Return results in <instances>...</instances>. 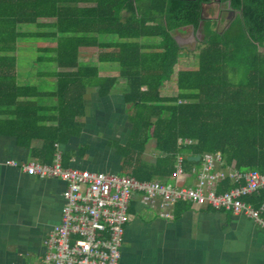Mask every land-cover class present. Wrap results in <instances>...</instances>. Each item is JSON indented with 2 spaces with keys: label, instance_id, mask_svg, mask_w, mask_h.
Masks as SVG:
<instances>
[{
  "label": "trees",
  "instance_id": "16d2710c",
  "mask_svg": "<svg viewBox=\"0 0 264 264\" xmlns=\"http://www.w3.org/2000/svg\"><path fill=\"white\" fill-rule=\"evenodd\" d=\"M233 3L242 13L221 31L207 26L190 59L173 33L198 25L193 1L0 0V135L27 147L42 140L36 157L50 163L56 146L83 129L87 88L108 97L124 79L131 123L126 144L118 147L124 165L140 158L151 139L157 152L155 162L139 160L126 174L164 181L179 155L191 172L202 159L188 157L206 152L222 154V169L264 174V0ZM26 38L51 42L37 48L33 61L50 66L34 71L46 77L40 85L18 78L19 40ZM83 49H92L97 60L83 62ZM182 61L187 64L179 66ZM98 64L116 73L103 74ZM243 183L227 175L218 191ZM246 200L259 208L264 187Z\"/></svg>",
  "mask_w": 264,
  "mask_h": 264
},
{
  "label": "crops",
  "instance_id": "0c3cea01",
  "mask_svg": "<svg viewBox=\"0 0 264 264\" xmlns=\"http://www.w3.org/2000/svg\"><path fill=\"white\" fill-rule=\"evenodd\" d=\"M102 73L116 71L107 68ZM125 88L124 79L108 97H101L97 87L87 88L81 133L56 146L64 166L122 175L139 160L155 162L154 139L129 165L118 151L131 128L129 107L123 104ZM42 145V140L33 139L27 147L14 136L0 135V264H41L50 231L61 222L66 181L7 163L41 161L35 150ZM221 171L223 178L233 170ZM195 178L185 170L179 181L191 185ZM160 211L161 206L153 207L140 195L132 197L120 264H264V225L251 216L189 201L174 206L173 218L162 217Z\"/></svg>",
  "mask_w": 264,
  "mask_h": 264
},
{
  "label": "built area",
  "instance_id": "2783aa9c",
  "mask_svg": "<svg viewBox=\"0 0 264 264\" xmlns=\"http://www.w3.org/2000/svg\"><path fill=\"white\" fill-rule=\"evenodd\" d=\"M201 159V166L191 169L196 176L191 185L179 181L185 174L181 155L177 157V169L171 182L64 167L60 151L55 153L51 163L38 160L23 163L8 160L7 163L18 165L30 174L66 181L61 222L50 231L41 264H120L125 225L130 221L128 207L136 194L153 207L161 206L160 215L166 219L173 218L177 203L189 201L193 206L210 205L244 213L264 225V203L257 208L246 200L264 187V174L258 170L245 173L233 170L230 175L237 180L243 178L245 183L219 192L218 184L223 176L222 154L206 152Z\"/></svg>",
  "mask_w": 264,
  "mask_h": 264
},
{
  "label": "flooded vegetation",
  "instance_id": "af4514ba",
  "mask_svg": "<svg viewBox=\"0 0 264 264\" xmlns=\"http://www.w3.org/2000/svg\"><path fill=\"white\" fill-rule=\"evenodd\" d=\"M198 5L200 16L198 25L181 26L174 31V37L180 46L187 50L196 48L205 39L207 26L221 31L241 14V9L233 3L235 0H185ZM221 24H224L221 26ZM186 34V35H185ZM186 37H185V36ZM190 48V49H189Z\"/></svg>",
  "mask_w": 264,
  "mask_h": 264
},
{
  "label": "rangeland",
  "instance_id": "374dc122",
  "mask_svg": "<svg viewBox=\"0 0 264 264\" xmlns=\"http://www.w3.org/2000/svg\"><path fill=\"white\" fill-rule=\"evenodd\" d=\"M223 25L224 24H221V26H223ZM28 27L35 28V26H28ZM50 43L51 42H49V40L45 39V38H40V39H37V38H26V39H20L19 40V48H18V52H17V58H18V72H19L18 78H19V81L21 83L32 82V83H37V84L40 85V84L45 82L46 77H40L39 75L33 74V73H34L35 70L38 71V70L50 69V66L46 65L48 63H40L39 65H34L33 61H35L37 56L40 54L39 51L37 50V48L39 46L48 45ZM197 48H198V46L195 49L194 48H192V49L189 48L190 50H187V49L184 48L189 53H192V54L189 55L188 58H190V59L195 58V52L197 51ZM260 50L262 52H264V46L260 47ZM83 51H84L83 52L84 55H82L81 58H80L83 62L97 60L96 55H92L91 54L92 53V49H89V50L88 49H83ZM182 62L180 63L179 66H183V65L187 64V63H185V61H182ZM98 65H99V68H100L101 72H103V70H107V68H108V71H111V70L115 69V67H110V65H108L107 67L106 66H102L100 64H98ZM151 141L153 142L154 140L151 139ZM151 141L148 142L147 144L149 145L151 143ZM64 167H66V166H64Z\"/></svg>",
  "mask_w": 264,
  "mask_h": 264
},
{
  "label": "water",
  "instance_id": "95a60500",
  "mask_svg": "<svg viewBox=\"0 0 264 264\" xmlns=\"http://www.w3.org/2000/svg\"><path fill=\"white\" fill-rule=\"evenodd\" d=\"M190 160L199 161L201 159V155H192L188 157Z\"/></svg>",
  "mask_w": 264,
  "mask_h": 264
}]
</instances>
